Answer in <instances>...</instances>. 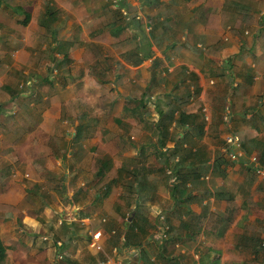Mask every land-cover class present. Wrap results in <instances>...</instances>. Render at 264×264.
<instances>
[{
    "label": "crops",
    "instance_id": "crops-1",
    "mask_svg": "<svg viewBox=\"0 0 264 264\" xmlns=\"http://www.w3.org/2000/svg\"><path fill=\"white\" fill-rule=\"evenodd\" d=\"M112 1L0 0V152L8 149L0 155V198L30 213L26 229L17 224L18 213L0 223L1 238L6 243L3 233L13 235L9 247L19 253L9 264H165L162 251L172 257L169 264L249 258L235 249L234 238L256 232L245 229L243 203L248 194L264 198V177L250 183L239 173L223 178L212 164L224 152L228 113L232 133L264 167V0ZM169 109L175 118L164 140L173 147L179 142L178 167L209 168L192 187L188 213L174 209L157 174L144 185L150 208L137 209L136 194L123 188L126 176L119 172L126 162H156L160 137L151 122ZM9 169L17 171L12 179ZM54 172L66 177L60 186L77 179L92 184L89 197L76 196L80 188L75 198L59 186L49 191ZM57 187L68 199H60ZM35 198L53 201L46 211L64 202L71 209L43 222L31 216ZM200 205L232 216V225L188 237L187 219ZM161 223L168 228L159 239ZM45 225L52 226L48 234H42ZM52 245L58 260L50 258Z\"/></svg>",
    "mask_w": 264,
    "mask_h": 264
},
{
    "label": "trees",
    "instance_id": "trees-1",
    "mask_svg": "<svg viewBox=\"0 0 264 264\" xmlns=\"http://www.w3.org/2000/svg\"><path fill=\"white\" fill-rule=\"evenodd\" d=\"M50 11L51 9L48 8L47 12ZM27 17L29 18L30 16L27 14ZM50 33L54 35V31L53 32L50 31ZM65 57L68 56L65 55ZM140 112H141L140 114L143 113L145 114V106L140 105ZM174 118H175L174 110L169 109L168 111H163V112L160 111V116L158 120L151 122L153 128L160 137V141L158 145L155 146L156 149L155 157L157 159L155 163L148 164L145 163L144 161H141L142 163H139L137 161H130L123 163L121 169L119 170L121 175L126 174L125 175L126 177L124 178L125 180L124 181L121 180V182L123 183V188H125L126 191H129V193L131 194L133 193L136 194V199L138 203L137 209H140V206H142L143 203L148 202L146 199L143 202V196L150 194V193H146V194L143 193L145 189L144 188L145 181L148 182L147 176H150L151 174H157L159 175V178L156 180L160 182L162 181L166 182V186L169 190L170 197L173 199L174 209L178 212H184V213L191 212L189 208V204H190V200L193 198L192 187L195 186L196 183H198V181H200L201 178H203L204 173L209 169L206 168L205 170H203L202 168L197 167L194 164H190V166L188 167L183 166L182 168H180L178 167L181 161L179 157V162L175 163L174 165V169L178 175L179 180L176 183L173 184L170 183V175L167 173V171L174 162L173 158L176 155H178L177 149L179 142H176L175 146L173 147L169 145L167 142H165L164 139H165V135L167 134L166 128ZM144 122L147 123L148 121L144 120ZM176 123L177 124L185 123L190 125V123H188L187 121L181 122L180 119H176ZM224 128H222L223 132L226 131V129ZM230 130L231 132H233L231 128ZM177 139L178 141H180L181 137H178ZM240 141L246 152H248L250 155H255L254 152H250L249 149L246 147V142H244L243 140ZM164 146L170 147L171 152L167 153L162 151V148ZM4 152L5 151L1 152L0 155L4 154ZM196 154L197 153L195 152L192 153V155H194L195 157ZM246 169L242 166V164L239 161L236 162L234 160L229 159L224 152H220V151L216 153L212 164L213 173L219 174L223 178H227L230 174L239 173L242 174L243 177H245L246 183H250L254 181L258 175L256 173L254 174V172L251 169L248 168ZM189 183L191 184V186L189 185ZM146 186H148V184ZM148 187L150 189L153 188L152 186H148ZM56 192L57 194H59L60 199H66V198L68 199V197L65 196L61 190ZM107 193H108V189L106 187L105 192L102 195H106ZM227 200L228 203L233 202L234 196L229 194ZM243 207L249 213L252 214L256 222L262 225V229L261 231L255 233L243 232L235 235L234 238L235 249L239 252L250 254L251 256L243 261L234 262L233 264H264V198H259L257 196H253L252 194H248L247 198L243 203ZM209 208H210L209 206H203L201 207L200 210H198V212L193 210L195 211V214L187 219L188 226L191 228V233H188V237L196 238L201 233L202 230L204 231V229L216 230L217 227H219L222 223L227 222L228 219L233 218L232 216L223 217L218 213H215L213 211L211 212ZM79 213L80 215L83 216L84 209L83 210L79 209ZM130 224L131 223H129L128 229L131 228L132 224L131 225ZM165 236L166 237H164L161 240L162 244H165L166 242L165 239H168L171 236L170 230L167 231ZM122 240L125 241V245L129 244L126 234L122 235ZM8 249L9 246L4 242V240L0 236V264H4L6 262ZM167 256L168 255H166L164 251L161 252V260H163L165 264H169L167 262L168 260ZM168 257L172 259V257L170 256Z\"/></svg>",
    "mask_w": 264,
    "mask_h": 264
},
{
    "label": "rangeland",
    "instance_id": "rangeland-1",
    "mask_svg": "<svg viewBox=\"0 0 264 264\" xmlns=\"http://www.w3.org/2000/svg\"><path fill=\"white\" fill-rule=\"evenodd\" d=\"M116 3H119V1H116V2H113L112 1V4L113 5H116ZM6 8H8L6 11H8V13L10 12L11 14H12V11L9 9V6H6ZM116 8V10H118L119 11V7L118 6H116L115 7ZM152 27V26H151ZM153 31V29L151 28L149 31H148V33H151ZM141 34V33H140ZM52 72V74H53V76H54V78H55V76L57 75V72H56V70L54 69L53 71H51ZM98 108H100V107H98ZM65 115H68V108L65 110ZM13 116H14V114H13ZM70 115L69 116H67V119L68 120H71L70 119ZM106 122L107 121H105V122H103L102 123V126L103 125H105L106 124ZM16 123V122H15ZM66 128H68L67 130H70L69 128V125H66ZM95 128V127H94ZM3 151H5L4 152V155L8 152V149H4ZM3 151H1V152H3ZM0 152V153H1ZM2 157V156H1ZM9 170H11L12 172L11 173H9V174H7V176H8V178H10L11 177V179L17 174V171H16V169H9ZM14 170V171H13ZM88 171V169H86V172ZM90 172H91V170H89ZM62 172V171H61ZM61 172H54V173H52V176H50V178H48V182H50V183H46V185H47V187H48V189H49V191H51V190H53L54 189V186L56 187V186H59V187H61V188H65V192L66 193H71V194H69L72 198H75V196H73L74 194L73 193H77V189L78 188H80L81 189V192L79 193V194H76V196L77 195H84V196H87V197H89V193H88V190L87 189H90V188H92V184H83V185H80V183H79V179H77V182H74V183H76L75 185H73V186H67L68 184H62L61 186H60V184H58V181L59 182H63V181H65V179H66V177L65 178H62L61 180H60V174H61ZM1 173H4V170L3 169H1L0 170V174ZM18 173H19V171H18ZM126 175V174H125ZM81 182H82V180H81ZM65 183V182H64ZM55 184H57V185H55ZM2 186V185H1ZM64 186H66V187H64ZM59 187H57L58 189H60L61 190V188H59ZM167 188V187H166ZM58 189H56V190H58ZM75 191V192H73V191ZM7 191H8V189H4L3 188V192H2V195L1 196H6L7 195ZM54 191V190H53ZM165 191V190H164ZM167 191H169L168 190V188H167ZM159 195H160V193H159ZM87 197H86V199H87ZM85 198V197H84ZM43 199H44V197H43ZM43 199H37V198H35V200H34V207H35V211H33L34 213V215H31V216H36L35 218L37 219L38 218V216H41V218L44 220L43 222H46V220L48 219V218H52V217H55L56 216V218H57V216H58V214H59V211L58 210H60L62 213H66V212H69V210L71 209V207L68 205V204H66L65 202H64V205H59L58 204V206H60L59 208H55V209H51V210H48V211H46L45 209L46 208H48V202L50 203V205H52V203H53V201H44ZM7 201H9L8 199H7ZM20 203V202H19ZM57 203V202H56ZM84 203H87V200L86 201H84ZM21 204V203H20ZM20 204H18V202H3V199H2V197L0 198V223H3L5 220H12L11 219V217H13L14 215V213H18V217L17 218H15V220H16V222H17V224L19 225V226H21L20 228H22V229H26V224L27 223H29V216H30V213L27 211V213H22V212H18L19 211V208H18V206L20 205ZM150 206L151 205H149V204H145L144 205V203L142 204V206H140V210L141 209H149L150 208ZM22 207V206H21ZM20 207V208H21ZM53 207H55V206H53ZM201 207H203V205L201 206L200 205V207H199V209H201ZM245 210V212H247V214L244 216V218H243V223H244V226H245V229L246 228H248V229H252V230H254V231H256V232H258V231H261V229H262V225L260 224V223H256V222H254L251 218H249V216H248V214H250L246 209H244ZM1 214H6V215H8L9 216V219H8V217H2L1 216ZM28 214V215H27ZM23 216V217H22ZM14 218V217H13ZM227 221H230L228 224H226V222H224V226H222L221 227V229L223 228H225L226 226H229V225H232V223H233V218L232 219H228ZM226 224V225H225ZM51 228H52V226H48V225H45V230L44 231H42V234H44V233H50V230H51ZM219 228V227H218ZM3 237H5L6 238V244L9 246V245H11V241H12V237H13V235H10L9 233H3ZM26 237H27V235H25L24 236V238L26 239ZM42 238V237H41ZM200 239H201V235H200ZM42 240V239H41ZM202 240V239H201ZM42 242H44L43 240H42ZM52 247V251H51V253H50V258L51 259H53V260H58V259H60L59 258V256H58V253L55 251V246H51ZM230 251H236L235 249H231ZM18 251L17 250H13L12 248H10L9 247V249H8V255H7V259H6V262L4 263V264H9V263H12V259L14 258V255L15 254H18L19 255V253H17ZM198 255L199 256H201V250H199L198 251ZM239 255V254H238ZM238 255H237V257H238ZM23 258H25L26 256H22ZM233 257H235V255H233ZM239 258H241L240 259V261H243V260H245V259H247L248 257H245L244 255H239ZM12 260V261H11ZM51 263H53V262H51Z\"/></svg>",
    "mask_w": 264,
    "mask_h": 264
},
{
    "label": "built area",
    "instance_id": "built-area-1",
    "mask_svg": "<svg viewBox=\"0 0 264 264\" xmlns=\"http://www.w3.org/2000/svg\"><path fill=\"white\" fill-rule=\"evenodd\" d=\"M117 0H113V2H116ZM136 19L141 21L143 24V27L149 31L151 29V25L146 21V18L142 13H138L136 15ZM230 122H229V114L227 113L225 115V129H226V134H225V146H224V153L228 156L229 159L234 160L236 162H240L244 168L251 169L254 173H256L259 176L264 177V167L261 165L258 157L256 155H250L248 154L245 149L243 148V145L230 130ZM162 151L170 153L171 149L170 147L164 146L162 148ZM174 162L172 163V166L169 168L167 173L170 175V183H176L178 182V175L174 169L175 163L179 162V156L176 155L173 158ZM161 220L164 219L163 216L159 217ZM168 228L167 225L164 223L159 224V231L156 235V237L161 239L163 236V233L166 231Z\"/></svg>",
    "mask_w": 264,
    "mask_h": 264
}]
</instances>
